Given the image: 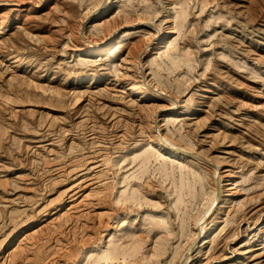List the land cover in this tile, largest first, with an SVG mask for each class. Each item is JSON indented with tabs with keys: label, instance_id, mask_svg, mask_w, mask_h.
I'll use <instances>...</instances> for the list:
<instances>
[{
	"label": "rangeland",
	"instance_id": "obj_1",
	"mask_svg": "<svg viewBox=\"0 0 264 264\" xmlns=\"http://www.w3.org/2000/svg\"><path fill=\"white\" fill-rule=\"evenodd\" d=\"M181 263L264 264V0H0V264Z\"/></svg>",
	"mask_w": 264,
	"mask_h": 264
},
{
	"label": "bare ground",
	"instance_id": "obj_2",
	"mask_svg": "<svg viewBox=\"0 0 264 264\" xmlns=\"http://www.w3.org/2000/svg\"><path fill=\"white\" fill-rule=\"evenodd\" d=\"M107 1V0H106ZM109 7H108V6ZM112 4H106L105 5V7L103 8V10L102 11H100V14H98V15H105L108 11H109V9H110V6H111ZM103 6V5H102ZM101 7V6H100ZM88 17V16H87ZM86 21V20H85ZM121 28V27H120ZM119 28V29H120ZM114 31V30H113ZM111 34H113V33H111ZM112 37H113V35H112ZM109 40V39H108ZM104 42V41H103ZM105 43H107V42H105ZM150 44V43H149ZM97 46V45H96ZM106 46H108V44H104V45H101V46H99L98 48H96V49H94V50H89L91 53H96V52H100L101 53V51H105L106 50ZM153 49V48H152ZM152 49H150V50H152ZM147 51H145L143 54L141 53L140 55H143V57H145L146 55H147V53L150 51L149 49H146ZM150 53V52H149ZM139 55V56H140ZM139 56H138V58H139ZM141 58V57H140ZM139 58V59H140ZM137 62V61H136ZM138 63V62H137ZM138 64H140V62L138 63ZM140 66V65H139ZM141 71V70H140ZM150 88V87H149ZM125 89L127 90V91H129L130 92V94L132 95V96H135L136 97V99L139 101V102H141L144 98H148L149 97V92H148V90L145 88V87H137V86H135L134 84H127L126 85V87H125ZM153 93V95H154V92H152ZM156 94V93H155ZM157 94H159V93H157ZM155 99H156V97H155ZM174 101V100H173ZM175 104V103H174ZM169 107V106H168ZM168 107H167V109H168ZM172 107V106H171ZM163 109H165L164 108V106L162 107ZM173 108V107H172ZM157 110H158V107H157ZM152 142L157 146V147H159V149H161V150H163V151H165L166 153H169V154H171V155H176V154H180L179 153V151L178 152H176L177 150H172V147L171 146H169V147H171V149H169V147L168 146H166V145H164L163 143H161L160 142V139H159V141L158 140H156V139H152ZM168 144V143H167ZM174 149H175V147H174ZM177 149V148H176ZM213 170H216V168L215 169H213ZM216 172H218V171H216ZM220 172V171H219ZM218 172V173H219ZM224 172V171H223ZM228 173V172H227ZM215 175H216V173H215ZM223 175V174H222ZM215 177V176H214ZM220 177H221V175H220ZM219 177V178H220ZM223 177H224V175H223ZM218 178V177H217ZM222 178V177H221ZM220 178V179H221ZM214 180H216V179H214ZM223 181V180H222ZM217 182V181H216ZM220 184H221V182L219 183V186H220ZM215 186H216V184H215ZM219 186H217V188L219 187ZM222 187H223V185H222ZM109 226V225H108ZM196 226H197V223H196ZM107 228V227H106ZM194 228V227H193ZM200 230H202V229H200ZM197 233L199 232V231H196ZM201 232V231H200ZM203 234H205V232H204V227H203ZM199 236H200V234H198ZM195 236V235H194ZM197 237V236H196ZM187 255V254H186ZM186 257V256H185ZM187 257H188V255H187ZM189 258V257H188ZM187 259V258H186ZM187 261V260H186ZM186 264V263H185Z\"/></svg>",
	"mask_w": 264,
	"mask_h": 264
},
{
	"label": "water",
	"instance_id": "obj_3",
	"mask_svg": "<svg viewBox=\"0 0 264 264\" xmlns=\"http://www.w3.org/2000/svg\"><path fill=\"white\" fill-rule=\"evenodd\" d=\"M182 264V263H181Z\"/></svg>",
	"mask_w": 264,
	"mask_h": 264
}]
</instances>
